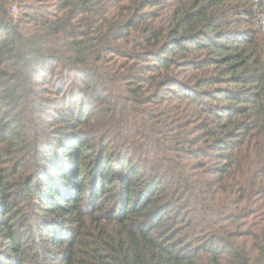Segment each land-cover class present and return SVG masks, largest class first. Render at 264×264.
<instances>
[{
	"label": "trees",
	"instance_id": "trees-1",
	"mask_svg": "<svg viewBox=\"0 0 264 264\" xmlns=\"http://www.w3.org/2000/svg\"><path fill=\"white\" fill-rule=\"evenodd\" d=\"M0 264H264V0H0Z\"/></svg>",
	"mask_w": 264,
	"mask_h": 264
}]
</instances>
